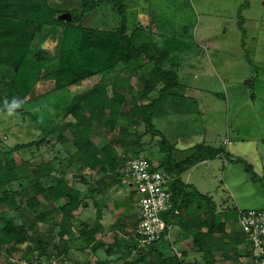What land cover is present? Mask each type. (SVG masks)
I'll return each instance as SVG.
<instances>
[{"label":"trees","instance_id":"trees-1","mask_svg":"<svg viewBox=\"0 0 264 264\" xmlns=\"http://www.w3.org/2000/svg\"><path fill=\"white\" fill-rule=\"evenodd\" d=\"M76 1L77 9L61 11L53 8L48 0H0V114L19 113L27 104L99 78L66 107L67 116L72 119L53 126L47 134L55 136V144H62L70 133L76 152L67 157L69 167L77 166V171H99L105 178L117 182L123 175L126 161L139 158L138 152L132 155L124 152L122 158L118 150L140 145L139 141L125 144L129 133L118 124L142 122L146 132L160 137L159 145L166 154L158 169L154 168L166 172L171 179L169 191L174 209L164 220L167 224L175 223L189 235V249L201 253L205 264H215L214 253L218 250L225 255L229 248L222 239L226 222L220 217L213 199L184 183L181 176L200 163L226 158L227 151L199 144L192 148L188 157L176 160L173 146L153 123L164 98L172 95V89L178 86L177 74L163 67L171 52L164 50L156 54L150 44H136L135 34H128L127 6L122 0ZM104 4L115 8L120 18L117 29L97 30L80 25L85 14ZM63 13L71 14L70 22L58 20ZM58 29L62 30L60 41L52 53L44 45L50 38L55 41ZM120 66L129 72L128 75L115 74ZM143 66L151 67L138 79L143 85L141 97L145 101L131 105L127 99V92L135 90L131 77ZM162 84L159 97L151 100L150 94ZM127 106L130 109H126ZM95 124L111 134L105 143L97 144L92 140ZM42 141L44 139L21 144L17 149L39 147ZM12 153L0 148V258L2 253L7 257L27 253L26 261L35 254L63 256L70 260V242L50 247L47 238H40L34 227L53 219L55 214H61L68 223L81 205L78 192L64 180L63 173H56L48 165L28 169L18 165L10 157ZM59 156L57 153L56 157ZM148 161L151 163L150 159ZM53 174L54 179L49 183ZM63 233L70 234L65 228L58 234L63 237ZM94 234L86 225L80 230V236L87 243L94 241ZM216 235L219 238L215 239ZM161 246L162 240L141 248L137 260L126 264H184L183 258L166 255ZM186 255L187 252H183L181 256ZM85 264L108 263L98 260Z\"/></svg>","mask_w":264,"mask_h":264},{"label":"rangeland","instance_id":"rangeland-1","mask_svg":"<svg viewBox=\"0 0 264 264\" xmlns=\"http://www.w3.org/2000/svg\"><path fill=\"white\" fill-rule=\"evenodd\" d=\"M126 1L131 3L130 7L126 5L128 34H135L136 44L148 43L156 54L164 50L171 52L163 67L177 74L178 86L172 89V95L164 98L153 123L173 146L174 158L188 157L199 144L216 148L224 140L231 142L225 159L195 166L181 180L212 198L228 225H238L239 210H264V0ZM48 3L61 11L78 8L76 0H48ZM80 25L112 31L119 27L120 18L115 8L104 4L85 14ZM61 32L57 30L54 42L47 39L44 48L55 53ZM150 69L143 66L134 71L131 84L135 90L127 92L129 104L144 103L143 85L138 79ZM128 73L121 66L115 70V74L123 77ZM98 80L92 78L80 86L58 91L25 105L19 113L0 114V148L11 150L10 157L28 169L51 166L63 173L70 185L76 177L87 178L89 171L68 166L67 157L75 150L70 133L65 143L55 144V136L47 132L72 119L67 116L66 107ZM162 87L163 84L159 85L150 94L151 100L159 97ZM94 126L95 143H104L111 137L103 126ZM118 127L126 128L129 133L125 144L133 145L137 141L140 144L123 147L119 154L138 152V157L150 159L158 169L166 156L159 145L160 137H152L142 122L119 123ZM43 139L39 147L17 149L21 144ZM75 182L74 187L85 190L78 180ZM14 185L18 187L17 183ZM123 190L131 191L126 186ZM62 221L63 216L57 214L46 225H35L34 231L40 238H47L50 247L57 246L58 234L52 230L54 222ZM246 243L249 246L247 240ZM162 246L165 248V244ZM130 248L120 252L119 264L137 260L140 249ZM72 252L78 259L87 260L78 248ZM24 256L17 253L7 257L2 253L0 263L22 264L27 260Z\"/></svg>","mask_w":264,"mask_h":264},{"label":"crops","instance_id":"crops-1","mask_svg":"<svg viewBox=\"0 0 264 264\" xmlns=\"http://www.w3.org/2000/svg\"><path fill=\"white\" fill-rule=\"evenodd\" d=\"M124 3L125 5L131 4L126 0H124ZM230 143V141L224 140L216 148L222 147L229 153L228 146ZM75 152L76 149L72 153ZM120 156L122 157L121 154ZM207 162L211 161L203 163L205 164ZM84 170L89 171V173L86 172L88 177L79 176L72 182V187L78 192L81 200L80 207L68 223L64 222V220L59 223L54 222L55 225L53 226L52 232L58 234L62 228L70 232L69 235L63 233V237H60L58 234V241L59 243L70 242L71 250L69 254L71 264L95 263L98 260L106 261L108 264H119L118 257L120 256V252L123 251V248L134 245L132 239L138 224V199L136 193L132 189L131 184L124 179V174L116 182L114 179L105 178L102 172L91 171L89 169ZM76 180L79 181L78 183L80 185H84V191L79 187H74ZM112 181L115 183L112 184ZM124 186L129 187L131 191L123 190ZM42 202L44 203V201ZM218 213L221 217V212ZM51 221L53 219L45 223H40V225H46ZM84 225L88 226V231L95 232L92 243L85 242V239L80 236V230ZM172 225L173 227L169 232V236L162 239V245L165 244V248H168V250L165 251L163 246H161V250L165 254L169 253V256L177 255L179 258H183L184 264H205L201 253L189 249V235L183 232L175 223ZM217 238H219L218 235L215 236V239ZM222 239L224 243L228 244L229 248L225 252V255L218 250L214 253L215 264H249V246H247L246 239L241 233L239 225L226 224L225 235L222 236ZM221 245L220 243L219 246ZM75 248L79 249L80 254L81 252L83 255L86 254L87 260L78 259L75 253L72 252ZM183 252H187V255L184 257L181 256ZM115 257L118 259L116 260ZM115 260L116 262H114Z\"/></svg>","mask_w":264,"mask_h":264},{"label":"built area","instance_id":"built-area-1","mask_svg":"<svg viewBox=\"0 0 264 264\" xmlns=\"http://www.w3.org/2000/svg\"><path fill=\"white\" fill-rule=\"evenodd\" d=\"M124 158V155H122ZM124 179L135 188L138 199V224L134 232L135 247L147 248L169 236L173 223L167 224L164 216L174 209L169 191L170 177L155 170L145 157L130 159L124 167ZM178 215V211H174ZM238 225L249 243L251 264H264V210H239ZM22 264H70L61 257L35 254Z\"/></svg>","mask_w":264,"mask_h":264},{"label":"water","instance_id":"water-1","mask_svg":"<svg viewBox=\"0 0 264 264\" xmlns=\"http://www.w3.org/2000/svg\"><path fill=\"white\" fill-rule=\"evenodd\" d=\"M72 19L70 13H63L58 16V20L65 21V22H70Z\"/></svg>","mask_w":264,"mask_h":264}]
</instances>
